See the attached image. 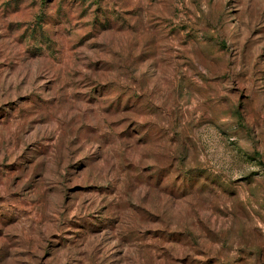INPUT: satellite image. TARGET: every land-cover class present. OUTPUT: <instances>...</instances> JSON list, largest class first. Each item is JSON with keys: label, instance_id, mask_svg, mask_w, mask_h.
I'll return each mask as SVG.
<instances>
[{"label": "rangeland", "instance_id": "1", "mask_svg": "<svg viewBox=\"0 0 264 264\" xmlns=\"http://www.w3.org/2000/svg\"><path fill=\"white\" fill-rule=\"evenodd\" d=\"M0 264H264V0H0Z\"/></svg>", "mask_w": 264, "mask_h": 264}]
</instances>
